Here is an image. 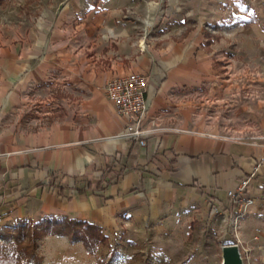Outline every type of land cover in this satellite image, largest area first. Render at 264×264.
I'll list each match as a JSON object with an SVG mask.
<instances>
[{
  "label": "crops",
  "instance_id": "crops-1",
  "mask_svg": "<svg viewBox=\"0 0 264 264\" xmlns=\"http://www.w3.org/2000/svg\"><path fill=\"white\" fill-rule=\"evenodd\" d=\"M75 18L61 8L11 29L0 23L4 227L67 217L108 230L164 200L233 215L228 191L245 177L252 211L264 206V112L254 109L250 139L222 137L196 119L197 100L254 96L258 76L218 71L226 57L200 30L143 51L98 10ZM131 73L149 78L145 146L126 137V120L106 95L111 80Z\"/></svg>",
  "mask_w": 264,
  "mask_h": 264
},
{
  "label": "rangeland",
  "instance_id": "rangeland-1",
  "mask_svg": "<svg viewBox=\"0 0 264 264\" xmlns=\"http://www.w3.org/2000/svg\"><path fill=\"white\" fill-rule=\"evenodd\" d=\"M61 8L76 16L74 25L98 10L105 23L124 27L136 44H144L143 51L202 31L204 42L226 57L225 69L216 63L218 71L261 81H254V96L246 91L228 103L206 91L208 97L197 100L196 119L203 121L202 129L222 137L252 138L254 109L264 112V0H0V23L11 29L19 18L36 21L47 10ZM252 208L237 220L236 214H215L203 202L172 206L164 200L149 206L137 222L122 218L114 228L103 229L107 240L96 242L93 251L65 236H49L35 241L36 253L41 264H222V247L240 240L251 264H264V206Z\"/></svg>",
  "mask_w": 264,
  "mask_h": 264
},
{
  "label": "built area",
  "instance_id": "built-area-1",
  "mask_svg": "<svg viewBox=\"0 0 264 264\" xmlns=\"http://www.w3.org/2000/svg\"><path fill=\"white\" fill-rule=\"evenodd\" d=\"M149 78L147 76L131 73L127 76L111 80L106 86V95L115 107L119 116L126 120L125 135L129 140L146 145L147 130L145 123L149 111L148 105ZM250 178H243L236 189L228 191V208H236V219L246 216L255 200L249 196ZM211 210L220 214L219 205H212ZM4 225V216L0 212V228ZM244 264H251L250 251L238 240Z\"/></svg>",
  "mask_w": 264,
  "mask_h": 264
},
{
  "label": "trees",
  "instance_id": "trees-1",
  "mask_svg": "<svg viewBox=\"0 0 264 264\" xmlns=\"http://www.w3.org/2000/svg\"><path fill=\"white\" fill-rule=\"evenodd\" d=\"M103 228L85 221L67 217H54L40 222L21 220L13 228H0V264H41L36 253L37 239L49 236H65L72 243L82 242L93 251L96 242L107 240Z\"/></svg>",
  "mask_w": 264,
  "mask_h": 264
},
{
  "label": "water",
  "instance_id": "water-1",
  "mask_svg": "<svg viewBox=\"0 0 264 264\" xmlns=\"http://www.w3.org/2000/svg\"><path fill=\"white\" fill-rule=\"evenodd\" d=\"M222 264H244L238 244L234 243L222 247Z\"/></svg>",
  "mask_w": 264,
  "mask_h": 264
}]
</instances>
